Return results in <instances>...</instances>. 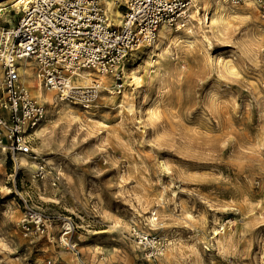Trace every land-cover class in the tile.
Segmentation results:
<instances>
[{"label": "rangeland", "instance_id": "obj_1", "mask_svg": "<svg viewBox=\"0 0 264 264\" xmlns=\"http://www.w3.org/2000/svg\"><path fill=\"white\" fill-rule=\"evenodd\" d=\"M19 1L0 0V32L15 25ZM253 6L257 25L244 28L238 13L224 12L239 29L216 38L204 24L212 46L187 31L161 81L129 86L125 77L122 94L89 113L42 103L32 91L46 106L41 130L52 142L35 151L33 174L0 157V264H264V16ZM204 13L192 4L187 18ZM157 71L151 65L149 78ZM26 201L50 218L49 235H23ZM154 208L158 230L145 224ZM65 221L68 246L60 241ZM152 245L162 253L147 260Z\"/></svg>", "mask_w": 264, "mask_h": 264}, {"label": "built area", "instance_id": "obj_2", "mask_svg": "<svg viewBox=\"0 0 264 264\" xmlns=\"http://www.w3.org/2000/svg\"><path fill=\"white\" fill-rule=\"evenodd\" d=\"M116 1L123 12L118 26L109 22L103 0H25L15 25L2 30L0 157L11 159L18 171L21 155L39 160L34 137L46 118V106L23 83V62H32L37 83L55 91L59 100L95 110L112 94L99 76L109 77L114 84L113 95L122 94L125 64L137 57L141 47L156 44L164 23L184 22L193 4V0ZM254 1L264 16V0ZM51 226L50 218L26 201L20 219L23 235L42 238L49 235ZM62 230L60 241L68 246L72 223L63 222ZM129 231L138 232L134 227ZM143 240L146 244L148 238ZM147 252L151 259L157 258L162 248L152 245Z\"/></svg>", "mask_w": 264, "mask_h": 264}, {"label": "bare ground", "instance_id": "obj_3", "mask_svg": "<svg viewBox=\"0 0 264 264\" xmlns=\"http://www.w3.org/2000/svg\"><path fill=\"white\" fill-rule=\"evenodd\" d=\"M25 0H20L18 4L16 5V9L20 13L23 9V4ZM105 2V9L106 13L109 19V22L113 25H121L123 21V12L120 10V4L116 0H103ZM19 3L21 5H19ZM254 0H245L240 5H243L241 8L236 9L235 5L230 0H193V7L195 9L201 7L204 9V15L202 17L192 16L191 19H186L184 22H181L177 25H170L168 23H164L160 27L159 31V37L158 41L155 45L150 47H141L137 50V55H142L143 62L141 66L135 67L132 63L133 59H130L124 66V72L125 77H127V83L129 86L133 85H139L141 82L145 81L148 83L153 82L154 80L161 81V78L163 75H165L170 67L173 65V62L169 59L170 53L172 52L171 46L175 45L178 46V42L182 39V37L187 35V31L189 33H193L196 40L203 41L204 39L208 40V43L210 46H212L211 41L209 40L207 36V32L204 30V24L209 25L210 29L212 30L213 36L216 38L224 37L228 38L235 34L238 31V27H234V23L229 22L226 18V15H224V12L229 13L233 15L234 13L239 14V22L241 26L244 28H247L248 25H250L251 21L257 25L258 21V15L257 11L253 6ZM2 4L0 3V7ZM3 9H0V15L2 13ZM189 24V27L185 30H182L184 27H187ZM197 28V29H195ZM1 36V32H0ZM245 45L246 42H243ZM159 57L157 60H155V57ZM157 65L158 71L157 75L155 77L150 76V66L151 65ZM23 65H26L23 67V71L25 73V76L23 78V83L27 86L29 91H34L33 93L38 98V100L42 103H46L48 105H56L57 103H62L68 106H76L73 104H69L66 102H62L59 100L57 94L53 90H48L46 88H43L40 86V84L37 83V81L33 78L36 75V72L33 70L32 62L27 61L23 62ZM141 73H144L143 76H141ZM101 81L107 83V86L114 85L109 77L106 76H99ZM91 79V78H89ZM108 90L113 92L112 88L108 87ZM33 96V95H32ZM122 108L127 109L130 113L133 111V105L132 104H126L124 99L122 100L121 104ZM87 113L90 111L86 110ZM141 112L143 110L141 109ZM142 119V118H141ZM140 119V120H141ZM142 122H138L140 125ZM42 128V127H41ZM41 128L37 131L38 139H41V143L39 144L38 148H35V151L38 154L45 153L46 148L51 144L52 142V136L51 135H44ZM41 156V155H40ZM5 158V157H4ZM32 156L30 155H21L19 157V165H20V171L22 173L27 174H33L36 170V167H38L36 160H32ZM165 167V164L163 165ZM1 175V174H0ZM37 181V180H35ZM12 190H8V193H12ZM146 198L142 196H138V202L140 209L142 211H145L147 208L143 205L145 203ZM157 208H154L151 210L152 216H147L146 220L148 223H145L147 227L150 228V230H158V217H155L153 215H157L155 213V210ZM142 211H138L140 217H143ZM154 212V213H153ZM149 213L146 212L145 215ZM118 224V222H116ZM119 230L123 233V227L119 226ZM215 238L217 239V243L220 246V248H226L229 245V237L226 235V233L222 234V231H219V229H214ZM146 250V249H145ZM145 258L147 260L151 259V255L149 253H145ZM141 260V259H140ZM81 264H87L86 262L79 260ZM139 263H142L139 261Z\"/></svg>", "mask_w": 264, "mask_h": 264}]
</instances>
